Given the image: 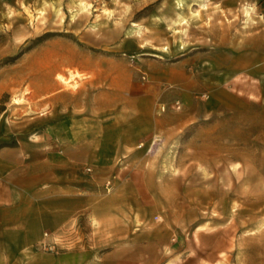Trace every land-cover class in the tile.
<instances>
[{
    "label": "rangeland",
    "instance_id": "1",
    "mask_svg": "<svg viewBox=\"0 0 264 264\" xmlns=\"http://www.w3.org/2000/svg\"><path fill=\"white\" fill-rule=\"evenodd\" d=\"M261 57L264 0H0V147L62 156L49 126L96 107L110 61L122 77L131 70L138 93L157 82L155 95L181 93L199 115L131 139L113 168L84 165L91 177L101 169L95 207L58 228L43 219L34 247L0 264H264ZM78 64L99 65L101 79ZM149 65H182L190 87L153 80ZM202 93L224 100L208 118Z\"/></svg>",
    "mask_w": 264,
    "mask_h": 264
},
{
    "label": "crops",
    "instance_id": "2",
    "mask_svg": "<svg viewBox=\"0 0 264 264\" xmlns=\"http://www.w3.org/2000/svg\"><path fill=\"white\" fill-rule=\"evenodd\" d=\"M110 64L113 71L103 77V84L108 87L93 94L96 107L88 109L87 114L62 118L49 126L55 139L52 147L62 156L37 158L27 155L20 144L0 147V260L19 259L28 247H34L41 237L43 219H49V225L58 228L71 221L75 213L95 207L94 191L89 183L91 176L87 175L84 165L113 168L127 156L124 151L132 148L131 139L140 136L149 141L159 132L191 123L192 115L194 120L198 119L199 115L187 112L190 100L183 94L155 95L154 91L161 88L157 82L146 85L138 93L131 70L127 67L122 77L117 61ZM155 66L146 68L153 80L176 85L181 90L190 87L182 65ZM78 68L98 69L101 79L99 65L78 64ZM242 68L247 74L251 72L249 63ZM253 70L264 77V58H259ZM201 95L203 100L210 98L206 103L208 109L200 115L204 118L216 113L214 105L224 103L216 93ZM258 98L264 104V94ZM157 103L167 107L156 118ZM138 117L147 118L146 127H138ZM99 167L94 169L93 176L100 180ZM119 172L113 173V178H118Z\"/></svg>",
    "mask_w": 264,
    "mask_h": 264
},
{
    "label": "built area",
    "instance_id": "3",
    "mask_svg": "<svg viewBox=\"0 0 264 264\" xmlns=\"http://www.w3.org/2000/svg\"><path fill=\"white\" fill-rule=\"evenodd\" d=\"M203 96H204V95H202V97H203ZM139 146H140V147L143 146V143H141V145H139ZM149 149H150V148H149ZM87 170L90 171V168H87ZM109 183H110V181H107V184H109Z\"/></svg>",
    "mask_w": 264,
    "mask_h": 264
},
{
    "label": "bare ground",
    "instance_id": "4",
    "mask_svg": "<svg viewBox=\"0 0 264 264\" xmlns=\"http://www.w3.org/2000/svg\"><path fill=\"white\" fill-rule=\"evenodd\" d=\"M60 78H62V77H60ZM71 78H72V77H71ZM71 78H70V79H71ZM57 79H58V78H57ZM62 79H63V78H62ZM59 81H60V80H59ZM61 81H63V80H61ZM61 81H60V82H61ZM67 83H68V82H67Z\"/></svg>",
    "mask_w": 264,
    "mask_h": 264
}]
</instances>
